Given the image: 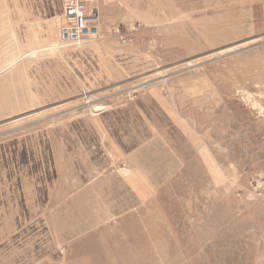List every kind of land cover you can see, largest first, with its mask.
Listing matches in <instances>:
<instances>
[{"label":"rangeland","instance_id":"1","mask_svg":"<svg viewBox=\"0 0 264 264\" xmlns=\"http://www.w3.org/2000/svg\"><path fill=\"white\" fill-rule=\"evenodd\" d=\"M2 4L0 264H264V0Z\"/></svg>","mask_w":264,"mask_h":264},{"label":"built area","instance_id":"2","mask_svg":"<svg viewBox=\"0 0 264 264\" xmlns=\"http://www.w3.org/2000/svg\"><path fill=\"white\" fill-rule=\"evenodd\" d=\"M100 0H65L66 22L61 26L66 40H81L99 33L100 13L97 3Z\"/></svg>","mask_w":264,"mask_h":264},{"label":"crops","instance_id":"3","mask_svg":"<svg viewBox=\"0 0 264 264\" xmlns=\"http://www.w3.org/2000/svg\"><path fill=\"white\" fill-rule=\"evenodd\" d=\"M5 7L6 6L2 4L0 8L2 13L5 12ZM2 44L5 45V48L8 50V43ZM2 48L3 50L0 53V121L26 108L25 105L14 103L10 98L11 86L9 82V53H4V46Z\"/></svg>","mask_w":264,"mask_h":264}]
</instances>
